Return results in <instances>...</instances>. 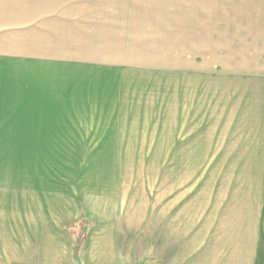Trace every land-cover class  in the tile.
<instances>
[{
  "label": "rangeland",
  "instance_id": "374dc122",
  "mask_svg": "<svg viewBox=\"0 0 264 264\" xmlns=\"http://www.w3.org/2000/svg\"><path fill=\"white\" fill-rule=\"evenodd\" d=\"M19 1L44 7L42 17L18 14ZM44 1L0 0V264L143 251L209 264L207 253L264 252L254 117L224 115L213 100L199 119L233 130L193 132V117L183 130L174 80L163 94L142 93L151 76L176 79L195 56L224 57L193 35L195 1L123 0L97 9L113 18L91 19ZM69 87H96L102 99L64 108Z\"/></svg>",
  "mask_w": 264,
  "mask_h": 264
},
{
  "label": "crops",
  "instance_id": "0c3cea01",
  "mask_svg": "<svg viewBox=\"0 0 264 264\" xmlns=\"http://www.w3.org/2000/svg\"><path fill=\"white\" fill-rule=\"evenodd\" d=\"M124 1L130 6L133 2L140 5L149 3L148 1L136 0ZM194 1L195 6L191 9L193 23L190 28L193 35L198 37V41L203 46L209 47L212 53L222 51L224 57L218 59V64H212L207 63L203 56H195L191 65H185L182 69L179 67L182 75H176V79H173L172 75H165V73L151 76L152 80L147 82L142 93L160 88L155 93L163 94V91H167L168 86L173 85L174 80L179 100L177 124L180 127L182 123L184 130V126L189 123V117H193L194 119H190V122L195 125L192 124L188 129L194 130L193 132L199 131V124L207 125L206 130L208 131L233 130L230 127L216 128V124L228 122L225 120L201 117L199 119V113L205 107L214 104L213 100H220L222 103H216V107L228 111L224 112V115L254 117L257 147L264 149V0ZM120 2L123 0H48V4H58L54 9L69 14L64 17L70 19L113 18L112 12L101 15L97 9L109 7L110 9H117L113 5ZM18 3H21L16 11L18 14L31 12L36 14L37 18L42 17L44 7H30V1H19ZM68 5L71 6L68 7ZM52 13L54 12L52 11ZM138 13L149 16L147 14H153V11L141 10ZM95 14L99 15L95 16ZM115 17L123 18L122 16ZM199 53L202 54L201 49ZM222 67L227 71L223 72ZM115 82L113 80L111 83ZM152 84L155 86H151ZM142 87L140 86L139 89ZM66 91L64 108H69L73 100L78 102L81 99L89 102L90 99H102L100 93H93L97 91L96 87H91L92 93H86L85 90H80L78 93L72 92L70 87ZM72 93L82 97L73 98ZM92 94L94 95L91 96ZM116 96L118 98V95ZM83 105H87V103ZM43 106L47 107L48 104H43ZM247 122L250 124L249 119ZM209 254L207 253V257H201V259H209V264H264V252L249 253L246 248L238 253H213V257H210ZM67 256H69L66 258L69 262L66 264H169V259L171 261L178 260L176 255L169 258L168 252L164 251L108 252L105 257H98L99 254L95 252H77V255L70 254ZM31 259H37V256H32ZM99 259L109 260V262L102 263L99 262ZM193 259L195 258L192 257V261L188 264H194ZM174 264L184 263L181 260Z\"/></svg>",
  "mask_w": 264,
  "mask_h": 264
}]
</instances>
